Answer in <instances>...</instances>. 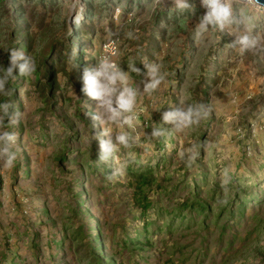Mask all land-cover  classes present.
<instances>
[{
    "label": "rangeland",
    "instance_id": "374dc122",
    "mask_svg": "<svg viewBox=\"0 0 264 264\" xmlns=\"http://www.w3.org/2000/svg\"><path fill=\"white\" fill-rule=\"evenodd\" d=\"M218 3L209 22L207 0H0V69L34 63L0 81V264H264V5ZM102 55L112 119L81 92Z\"/></svg>",
    "mask_w": 264,
    "mask_h": 264
},
{
    "label": "clouds",
    "instance_id": "9594fccd",
    "mask_svg": "<svg viewBox=\"0 0 264 264\" xmlns=\"http://www.w3.org/2000/svg\"><path fill=\"white\" fill-rule=\"evenodd\" d=\"M207 10L204 13L206 19L211 22L212 18L217 21L228 16V8L218 3V0H207ZM241 42L246 38L241 37ZM34 70V63L31 57L26 55L19 49L13 48L8 51V65L0 69V81L15 74L27 75ZM146 74L149 79L146 81V88H155L159 84V79L152 78L155 76V68H146ZM124 73L118 71L116 66L109 60L107 56L101 57L97 61L95 68H84L81 72V92L89 97L97 100H104V97L111 96L114 91L113 85L117 80L123 81ZM134 92L130 88H123L116 98L118 109L127 111L133 103ZM108 105V111L112 114L109 119L119 115L116 109L110 105V101L104 100ZM193 109L189 107L186 110L176 109L173 111L164 112L161 119L165 122H175L176 126L187 124L191 121ZM155 134V133H153ZM7 141L8 146L0 147V153L4 154V165L11 166L15 160V152L11 151L10 145L14 143V135L10 132L0 133V142ZM116 141L126 143L124 135H118ZM98 159L104 160L114 150V144L110 139L99 140L98 142Z\"/></svg>",
    "mask_w": 264,
    "mask_h": 264
},
{
    "label": "bare ground",
    "instance_id": "6f19581e",
    "mask_svg": "<svg viewBox=\"0 0 264 264\" xmlns=\"http://www.w3.org/2000/svg\"><path fill=\"white\" fill-rule=\"evenodd\" d=\"M218 1H221V0H218ZM237 1H239V0H237ZM242 2L245 4H250L251 6H253L255 3H256L255 5H257V4L261 5L260 3L256 2L255 0H242Z\"/></svg>",
    "mask_w": 264,
    "mask_h": 264
},
{
    "label": "water",
    "instance_id": "95a60500",
    "mask_svg": "<svg viewBox=\"0 0 264 264\" xmlns=\"http://www.w3.org/2000/svg\"><path fill=\"white\" fill-rule=\"evenodd\" d=\"M255 1L260 3V4H262V5H264V0H255Z\"/></svg>",
    "mask_w": 264,
    "mask_h": 264
},
{
    "label": "built area",
    "instance_id": "2783aa9c",
    "mask_svg": "<svg viewBox=\"0 0 264 264\" xmlns=\"http://www.w3.org/2000/svg\"><path fill=\"white\" fill-rule=\"evenodd\" d=\"M110 48V47H109ZM105 55H102V57H104Z\"/></svg>",
    "mask_w": 264,
    "mask_h": 264
}]
</instances>
